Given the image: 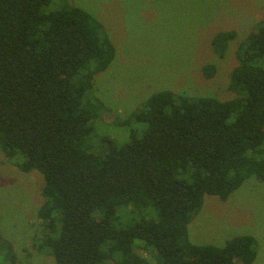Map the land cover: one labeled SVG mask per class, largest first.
Wrapping results in <instances>:
<instances>
[{
    "label": "trees",
    "instance_id": "16d2710c",
    "mask_svg": "<svg viewBox=\"0 0 264 264\" xmlns=\"http://www.w3.org/2000/svg\"><path fill=\"white\" fill-rule=\"evenodd\" d=\"M237 35L215 34L214 52ZM115 55L102 21L72 0H0V148L43 174L32 247L55 264H252L253 235L196 244L189 224L206 195L264 180V20L238 45L234 97L158 91L134 113L143 130L96 153L88 93ZM15 254L2 264H20Z\"/></svg>",
    "mask_w": 264,
    "mask_h": 264
},
{
    "label": "rangeland",
    "instance_id": "374dc122",
    "mask_svg": "<svg viewBox=\"0 0 264 264\" xmlns=\"http://www.w3.org/2000/svg\"><path fill=\"white\" fill-rule=\"evenodd\" d=\"M72 2L102 21L116 49L115 58L95 75L88 93L93 114L89 143L96 153L110 144L127 142L131 129L143 130L134 113L158 91L221 100L234 97L229 83L238 63V45L264 20V0ZM230 29L238 35L221 58L212 40L218 32ZM210 63L217 70L208 78L203 67ZM42 182L41 172L22 171L0 148V264L4 250L11 249L20 264H55L48 252L32 247L39 226L37 212L44 200ZM240 234L256 238L257 257L252 264H264V180L255 176L226 200L206 195L201 212L189 224L190 239L196 244L223 245ZM147 257L157 264L153 256Z\"/></svg>",
    "mask_w": 264,
    "mask_h": 264
}]
</instances>
